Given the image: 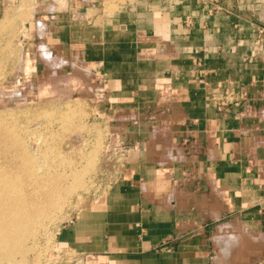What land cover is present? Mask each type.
<instances>
[{
  "label": "crops",
  "instance_id": "crops-1",
  "mask_svg": "<svg viewBox=\"0 0 264 264\" xmlns=\"http://www.w3.org/2000/svg\"><path fill=\"white\" fill-rule=\"evenodd\" d=\"M14 15L24 47L99 69L126 149L62 247L96 264H217L232 225L263 239L264 264V0H0V20Z\"/></svg>",
  "mask_w": 264,
  "mask_h": 264
},
{
  "label": "rangeland",
  "instance_id": "rangeland-1",
  "mask_svg": "<svg viewBox=\"0 0 264 264\" xmlns=\"http://www.w3.org/2000/svg\"><path fill=\"white\" fill-rule=\"evenodd\" d=\"M18 21L0 20V264H96L62 247L58 233L106 194L123 163L113 118L99 108L108 91L77 55L24 47ZM221 226L216 263L253 264L263 239ZM220 236L234 242L228 253Z\"/></svg>",
  "mask_w": 264,
  "mask_h": 264
},
{
  "label": "bare ground",
  "instance_id": "bare-ground-1",
  "mask_svg": "<svg viewBox=\"0 0 264 264\" xmlns=\"http://www.w3.org/2000/svg\"><path fill=\"white\" fill-rule=\"evenodd\" d=\"M81 73V72H80ZM79 74V73H78ZM80 76V75H79ZM4 236H7V234H4ZM236 236H238V235H236ZM236 236H232V237H235V238H238V240H240V238L241 237H236ZM7 240V238L6 237H1L0 236V248H4L5 247V244H4V242ZM235 240H237V239H235ZM219 241H221L222 243L221 244H223L224 243V249H223V252H224V254L225 253H228V251H230V249H229V246H227V245H232V247H233V243L234 242H228V241H226V240H222L221 238L219 239ZM3 244V245H2ZM231 248V247H230ZM232 249V248H231ZM227 255V254H226ZM234 256V255H233Z\"/></svg>",
  "mask_w": 264,
  "mask_h": 264
},
{
  "label": "built area",
  "instance_id": "built-area-1",
  "mask_svg": "<svg viewBox=\"0 0 264 264\" xmlns=\"http://www.w3.org/2000/svg\"><path fill=\"white\" fill-rule=\"evenodd\" d=\"M263 30H259V37H258V39H257V44L259 45L260 44V40H261V35L263 34ZM95 73L97 74V75H100V71H99V69H96L95 70ZM101 76V75H100ZM226 105V102H222V103H220V107H223V106H225Z\"/></svg>",
  "mask_w": 264,
  "mask_h": 264
}]
</instances>
